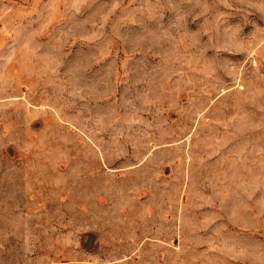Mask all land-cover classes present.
I'll use <instances>...</instances> for the list:
<instances>
[{
  "label": "rangeland",
  "instance_id": "obj_1",
  "mask_svg": "<svg viewBox=\"0 0 264 264\" xmlns=\"http://www.w3.org/2000/svg\"><path fill=\"white\" fill-rule=\"evenodd\" d=\"M0 264H264V0H0Z\"/></svg>",
  "mask_w": 264,
  "mask_h": 264
}]
</instances>
